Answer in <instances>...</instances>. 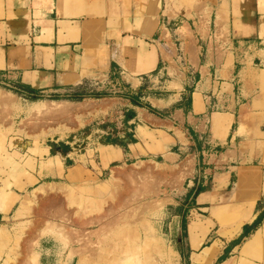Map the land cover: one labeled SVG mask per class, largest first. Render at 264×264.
Masks as SVG:
<instances>
[{
  "label": "crops",
  "instance_id": "0c3cea01",
  "mask_svg": "<svg viewBox=\"0 0 264 264\" xmlns=\"http://www.w3.org/2000/svg\"><path fill=\"white\" fill-rule=\"evenodd\" d=\"M0 85L27 116L29 95L100 97L70 102L75 130L94 126L83 148L55 133L4 152L0 219L47 182L192 162L187 216H170L180 264L253 259L240 252L264 225V0H0ZM88 104L110 118L86 123Z\"/></svg>",
  "mask_w": 264,
  "mask_h": 264
},
{
  "label": "rangeland",
  "instance_id": "374dc122",
  "mask_svg": "<svg viewBox=\"0 0 264 264\" xmlns=\"http://www.w3.org/2000/svg\"><path fill=\"white\" fill-rule=\"evenodd\" d=\"M0 91L6 92L13 100L10 105L0 103V185L3 184L4 179H9L7 176L10 174V166L2 156L7 151L11 152L18 148L25 151L30 148L31 151L36 152L40 144L50 143L46 139L47 136L50 141H53L52 136L49 135L55 133L67 135L64 139L57 141L62 145L64 141H74V136L80 135V132L89 128L93 130L92 123L96 124L95 126L98 125L97 123L101 125L102 121L110 118L108 115L98 116L102 111L88 104L83 109L88 110L89 116H92L86 122H89L91 126L78 131L79 129L75 130L72 115L80 111V108L78 109L70 102L100 97L51 98L55 101L43 100L44 98L41 97L42 100L31 101L26 108L27 116L23 114L22 109L16 108L19 106L16 93H11L12 90L3 85H0ZM47 103L65 104L71 112L59 115L37 111ZM82 123L81 121L80 124ZM83 139L82 137L81 140ZM189 163V167L183 168V162L170 166L163 160L157 163L144 160L118 167L119 172L123 173L118 172L117 175L116 181L119 182L121 192L119 200L114 204V209L119 211V214H124L121 218L123 220L106 230L102 229L100 233L97 231L101 223L96 220L91 224L89 219H105V208L108 203H113L114 192L108 189L105 193L94 192V188L99 186L105 188L109 185V175H103L100 179L77 186L47 182L36 189L31 187L24 192L25 197L22 201H32L35 216L29 214L15 216L21 201L7 213L4 219H0V227L5 226L9 232L7 240L0 236V264H180L176 246L171 241L170 216L182 211L183 216H187L186 205L195 189V186L189 185L192 184L193 176L200 175L199 169L195 171L193 163ZM180 168H183L186 174L182 183L164 178L168 172L178 171ZM189 168L190 175L187 174L190 171ZM129 174L132 177L129 178L127 176ZM150 181L153 185H149ZM15 198L13 197L12 202ZM58 206L61 208V214L54 217L55 222L60 224L61 219H65L63 216L67 215L66 219H70L68 228L75 233L64 237L66 241L60 232L52 229L45 221L48 220L51 211ZM0 209L3 210L1 206ZM6 210L8 211L9 208ZM82 213L83 216H81ZM151 227L154 229L152 233ZM185 227L186 219L183 220V233ZM253 229H255L254 224ZM146 237L149 239L147 240ZM17 239L20 240V246L15 245ZM161 247L164 253L160 252ZM123 251H128L127 255L122 253ZM75 252H80L82 255ZM186 259L185 264H191L189 258ZM239 264L249 263L243 260Z\"/></svg>",
  "mask_w": 264,
  "mask_h": 264
},
{
  "label": "bare ground",
  "instance_id": "6f19581e",
  "mask_svg": "<svg viewBox=\"0 0 264 264\" xmlns=\"http://www.w3.org/2000/svg\"><path fill=\"white\" fill-rule=\"evenodd\" d=\"M12 101L13 100L11 99V97L6 92L0 91V103L1 104H3V105L9 104L10 105V103ZM37 111H41V112H45V113H54V114H59V115H65V114L71 112L69 107H67V105L59 104V103L44 104V106H42V109L38 108ZM119 169L120 168H118V167H115L112 169V175H111L110 181L108 183L109 185L105 186V188H103L101 186L94 188V192L97 194L105 193L107 191V189H108V191L115 193V196H114V194L112 195L114 198V200H112L113 203L112 204L108 203L107 207L105 208L104 215L106 216V218L105 219H89V223H91V224L94 223L96 220L101 223L100 229L97 231V233L98 232L100 233L102 229L106 230L111 225L116 224V223H120L123 220L121 218H123L122 215H124V214H121V213L119 214V211H116L114 209V204L117 200H119L120 192H121L119 182L116 181L118 172L120 171ZM119 173L122 174L123 172H119ZM144 174H146V173H144ZM147 175L152 177V178L154 177V175H150V174H147ZM162 175H165V174L162 173ZM127 176L130 178L131 174H129ZM185 176H186V174H185V172H183V168H180V169H178V171L172 170L171 172H168L164 178H170L172 180L180 181L182 183L183 180L185 179ZM155 179H156V177H155ZM149 185H153V182L150 181ZM33 206H34V204H32L31 200L30 201H28V200L22 201L21 204L19 205V207L15 211V216L20 217V216L27 215V214H29L30 216H33L34 215ZM85 210H87V209H85ZM85 210H83V211H85ZM59 214H61L60 206L54 208L51 211V213L48 217V220H45L46 223L49 224L52 229H55L58 232H60L63 235V239L67 235L71 236V235L75 234V233H73V231L70 228H68L69 223H70V219L69 218L66 219L67 215L63 216V218H65V219H61L62 222L60 224L55 222L56 219H54V217H57ZM81 216H83V213L81 214ZM118 218H120V219H118ZM240 225H241V222H239L238 226H240ZM150 229H152L151 233L154 232L153 227H151ZM227 235L229 236L230 234H227ZM0 236H3L4 238H6V240L9 239L8 238L9 232L7 231V228L5 226L0 227ZM146 238H147V240L149 239L148 237H146ZM150 239H152V238H150ZM15 245L20 246V240L19 239H17V242ZM263 247H264V225L255 234H253L251 236V239L246 244L243 245L242 251L240 252L241 255L242 256L244 255V257L248 256V255L253 256L252 260L249 259L250 261H246L244 259V262H247L249 264H264V253H263L264 251L261 250V248H263ZM127 252L123 251L122 253L127 255ZM160 252H163L162 247H161ZM16 253H18V252H16ZM75 254H81L82 255V253H80V252H75ZM225 264H232V263L226 262Z\"/></svg>",
  "mask_w": 264,
  "mask_h": 264
},
{
  "label": "trees",
  "instance_id": "16d2710c",
  "mask_svg": "<svg viewBox=\"0 0 264 264\" xmlns=\"http://www.w3.org/2000/svg\"><path fill=\"white\" fill-rule=\"evenodd\" d=\"M97 96V95H96ZM75 98H77V97H82V96H74ZM30 100H32V101H37V100H41L40 98V96H30L29 95V97H28ZM151 108V110H153L154 111V109L152 108V107H150ZM201 188H199L198 190H200ZM197 190V191H198ZM264 219V212L257 218V220L255 221V223H254V227L256 228V227H258L260 224H261V222H262V220Z\"/></svg>",
  "mask_w": 264,
  "mask_h": 264
},
{
  "label": "built area",
  "instance_id": "2783aa9c",
  "mask_svg": "<svg viewBox=\"0 0 264 264\" xmlns=\"http://www.w3.org/2000/svg\"><path fill=\"white\" fill-rule=\"evenodd\" d=\"M74 139H75L74 141L77 143L75 147H76V148H79V149H80V148H83V146H84V144H83L84 141H83V140H84V139L81 140V137H78V136H74ZM74 141H73V142H74Z\"/></svg>",
  "mask_w": 264,
  "mask_h": 264
}]
</instances>
